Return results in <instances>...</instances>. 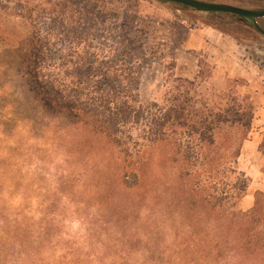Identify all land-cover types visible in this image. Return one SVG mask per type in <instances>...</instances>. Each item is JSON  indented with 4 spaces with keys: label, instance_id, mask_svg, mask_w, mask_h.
I'll list each match as a JSON object with an SVG mask.
<instances>
[{
    "label": "rangeland",
    "instance_id": "obj_1",
    "mask_svg": "<svg viewBox=\"0 0 264 264\" xmlns=\"http://www.w3.org/2000/svg\"><path fill=\"white\" fill-rule=\"evenodd\" d=\"M59 1L0 0V264L62 263L71 255L70 245L86 260L212 263L211 256L197 252L212 216L198 202L200 192L190 189L196 176H180L181 165L173 161L170 146L144 147L127 161L105 136L72 122L31 90L25 69L35 37L49 28L61 29L53 19L67 17L59 5L53 10ZM68 1L89 23L88 17L107 18L81 29L97 35L99 47L119 41L126 32L123 21L139 25L145 34L139 77L144 105L162 103L176 78H193L199 65L203 76H210L200 80L201 95L226 94L236 79L235 90L254 105L253 118L247 130L222 131L218 154L211 157L222 170L239 169L245 140L263 134L255 128L257 115H264V38L242 25L217 23L223 41L215 43L218 50L213 52L211 36L205 32L202 44L197 38L210 23L204 14L159 0ZM62 29L68 45L70 28ZM226 174L229 182L238 177ZM134 175L137 184L129 188ZM201 179L208 184L205 175ZM241 199L229 203L248 211L251 206ZM248 199L254 201V195ZM251 261L264 264L263 258Z\"/></svg>",
    "mask_w": 264,
    "mask_h": 264
},
{
    "label": "trees",
    "instance_id": "obj_2",
    "mask_svg": "<svg viewBox=\"0 0 264 264\" xmlns=\"http://www.w3.org/2000/svg\"><path fill=\"white\" fill-rule=\"evenodd\" d=\"M68 3L61 0L53 7L54 10L59 5L61 13L57 12L67 16L53 19L54 25L61 29L49 28L35 37L30 63L25 69L31 90L72 122L105 136L127 161L138 157L144 147L170 146L173 161L181 165L180 176H196L190 189L194 194L200 192L198 202L212 216L209 232L198 243L202 246L197 252L211 256L210 264H254L251 260L264 259V192L254 193V202L248 211L238 209L229 202L248 193L250 178L231 166L220 169V161L211 157L218 154L222 131L250 127L254 105L247 95L235 90L237 80L229 82L226 94L201 95L200 82L210 76H203L204 69L199 65L193 78H176L177 83L169 87L162 103L144 105L139 96V77L145 57V34L139 25L123 21L126 32L119 41L99 47L95 45L99 37L81 29L86 28V23L89 26H94L96 21L105 23L107 18L88 17L89 23ZM63 26L71 29L66 33L68 45L62 40L66 32ZM204 66L209 70L206 63ZM259 150L264 156V135ZM226 173L238 174L236 181H227ZM202 175L209 179L208 184L202 182ZM133 177L132 184L127 182L129 188L137 184V175ZM228 203L232 206L230 209ZM69 247L71 255L56 264L123 261V258L82 259L77 257L76 246ZM150 262L161 264L158 258L134 264Z\"/></svg>",
    "mask_w": 264,
    "mask_h": 264
},
{
    "label": "crops",
    "instance_id": "obj_3",
    "mask_svg": "<svg viewBox=\"0 0 264 264\" xmlns=\"http://www.w3.org/2000/svg\"><path fill=\"white\" fill-rule=\"evenodd\" d=\"M201 33L203 34L201 37H197L198 41L202 44L205 42V34L210 39V48L214 52L218 50V47L216 44L220 45V43L223 41V34L221 33L220 30L217 28L211 26V25H206L203 29H200ZM212 40V41H211ZM213 42V44H211ZM215 45V46H214ZM196 75V74H195ZM258 114H263V113H258ZM256 130L255 133L259 134L263 132V134L260 135L259 139H256V137L250 138L245 140L246 142L243 145L242 151L238 156L237 162L239 169L246 173L250 177V186L249 189L251 190L250 193L246 194L244 197L241 199V203L245 202L247 205V208L249 206L252 207L253 205V199L250 201L249 196H253L256 191H263L264 192V171H263V162H264V156L259 150V144L262 141L263 135H264V115L262 118L257 115L256 118ZM249 158V164L244 163L245 159ZM257 161L255 164H251V161ZM253 198V197H252ZM252 204V205H251ZM249 207V209L251 208Z\"/></svg>",
    "mask_w": 264,
    "mask_h": 264
},
{
    "label": "flooded vegetation",
    "instance_id": "obj_4",
    "mask_svg": "<svg viewBox=\"0 0 264 264\" xmlns=\"http://www.w3.org/2000/svg\"><path fill=\"white\" fill-rule=\"evenodd\" d=\"M203 1L225 3V4H229L233 6H238L244 9H250V10H263L264 9V0H203ZM180 7L196 12L198 13L199 16L201 14L203 16L204 14V16H207L210 21L208 25H211L215 28L218 27L217 23H222L224 25H231V26L242 25L248 28L249 30H251L257 37L264 38V16L256 18V23L258 27L260 28L259 29L253 26L252 24L246 22L245 20H243L238 14H235L232 12L199 11V10H196V9H193L187 6H183V5Z\"/></svg>",
    "mask_w": 264,
    "mask_h": 264
},
{
    "label": "water",
    "instance_id": "obj_5",
    "mask_svg": "<svg viewBox=\"0 0 264 264\" xmlns=\"http://www.w3.org/2000/svg\"><path fill=\"white\" fill-rule=\"evenodd\" d=\"M167 2L176 3L179 5L187 6L199 11H220L232 12L238 14L243 20L259 28L256 23V18L264 16L263 10H250L238 6H233L225 3L208 2L203 0H164ZM260 29V28H259Z\"/></svg>",
    "mask_w": 264,
    "mask_h": 264
}]
</instances>
